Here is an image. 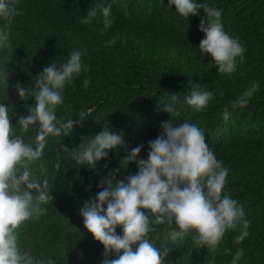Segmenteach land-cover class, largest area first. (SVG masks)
Returning <instances> with one entry per match:
<instances>
[{
	"label": "clouds",
	"instance_id": "9594fccd",
	"mask_svg": "<svg viewBox=\"0 0 264 264\" xmlns=\"http://www.w3.org/2000/svg\"><path fill=\"white\" fill-rule=\"evenodd\" d=\"M19 2L0 0V264H45L28 252L47 246L44 237L50 229L41 224L62 229L60 222L75 215L97 247L99 264H165L172 250L163 245L158 249L147 238L153 224L165 225V243L183 240L194 232L195 244L214 253L225 232L238 226L236 243H242L251 222L243 219V208L236 200L222 195L227 169L209 149L203 130L192 123H176L171 107L166 111L172 118L161 122L160 134L148 142L147 159L139 157L143 145L133 148L118 168L99 181L96 191L101 190L78 211L53 197L49 181L68 177L86 187L95 172L115 164L111 157L116 149L127 152L128 146L119 132L80 125V119L70 115L67 88L84 75L82 68L87 71L81 51H73L66 63L67 56L59 57L31 73L25 85L14 83L23 60L7 51L9 35L1 29L6 30L2 26L5 20L10 22L18 15ZM117 3L102 0L86 13L83 0H47L40 11L43 16L54 9L55 24L68 17L80 28L102 15L103 33L113 23L110 9ZM171 5L186 19L203 10L199 28L205 38L199 49L211 55L219 74L234 73L236 59H243L245 48L238 38L223 31L222 10L196 0H169ZM116 38L118 34L108 43H115ZM89 83L86 79L85 87ZM258 87L254 83L232 107L246 106ZM214 96L194 84L186 103L200 111ZM172 99L177 96L173 94ZM88 115L79 117L82 120ZM230 115L228 110L223 113L225 120ZM130 163L136 164V174L118 179L121 169L126 170ZM243 251H236L231 264H238ZM46 264L54 261L48 259Z\"/></svg>",
	"mask_w": 264,
	"mask_h": 264
},
{
	"label": "trees",
	"instance_id": "16d2710c",
	"mask_svg": "<svg viewBox=\"0 0 264 264\" xmlns=\"http://www.w3.org/2000/svg\"><path fill=\"white\" fill-rule=\"evenodd\" d=\"M27 1L20 0L18 15L5 20L6 30L1 29L9 35L7 51L23 60L14 83L25 85L31 73L59 57L67 56L66 63L73 51H81L87 71L82 68L84 75L67 88L70 115L80 119V125L119 132L128 146L127 152L116 149L111 157L115 164L95 172L86 187L68 177L49 181L53 197L78 211L101 190L96 191L99 181L118 168L133 148L143 145L139 157L147 159L148 142L160 134L161 122L173 115L176 123H192L203 130L209 149L228 172L222 195L228 194L243 208V219L251 222L249 235L237 244L239 226L227 230L214 253L195 244L194 232L165 243V225L153 224L147 238L158 249L163 245L172 250L165 264H231L240 248L244 251L238 264H264V0H196L222 10L223 31L245 48L232 74H219L211 55L199 49L205 38L199 28L205 16L202 9L186 19L175 11V5L169 7V0H118L110 9L113 23L102 33V15L82 28L68 17L57 25L54 9L41 15L47 0ZM100 1L83 0V9L87 13ZM117 34L115 43L109 44ZM86 79L90 80L87 87ZM254 83L259 87L248 104L233 108V102ZM194 84L215 93L200 111L186 103ZM169 107L171 115L166 111ZM225 110L231 113L228 120ZM82 113L89 115L81 120ZM137 171L136 164L130 163L117 178ZM60 225L64 228L55 230L48 223L41 224L50 231L45 233L46 247L28 251L34 260L99 264L97 247L83 232L86 228L78 215ZM117 229L122 234V228Z\"/></svg>",
	"mask_w": 264,
	"mask_h": 264
}]
</instances>
